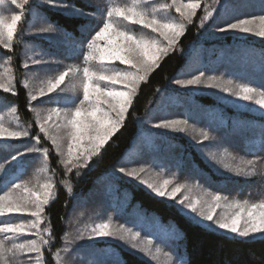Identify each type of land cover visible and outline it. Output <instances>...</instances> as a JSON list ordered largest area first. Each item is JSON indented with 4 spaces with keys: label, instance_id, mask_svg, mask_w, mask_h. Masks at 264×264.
<instances>
[{
    "label": "trees",
    "instance_id": "1",
    "mask_svg": "<svg viewBox=\"0 0 264 264\" xmlns=\"http://www.w3.org/2000/svg\"><path fill=\"white\" fill-rule=\"evenodd\" d=\"M102 2L103 0H68L69 4L75 5L86 14L81 17L73 15L71 9L63 12L60 9H52L47 4L48 0H42L38 9H31L34 17H40L42 28L59 26L57 32L52 34L60 36L61 43L66 44L65 47L40 38L41 35L26 37L27 34L34 35L33 32L27 31L28 24H20L17 30V34L19 31H25L20 37L19 45L15 39L11 50L0 47L1 63L9 64L13 75V88L17 93L10 95L0 90V105L1 103L14 105L21 121L32 129L33 137L38 135L41 142H45L44 146L49 149L50 168L59 185L58 198L44 213L53 232L49 239L54 241L44 250V264H55L52 254L62 245L61 238L65 236V225L75 219L70 221L67 219L75 216L72 209L75 203L84 205V211L87 213L102 211L104 215H112L123 227L141 226L146 237L158 235L159 240L156 243L162 246L165 256L173 258L174 264H264V239L242 240L206 229L177 212L173 206L153 197L141 187L127 182L124 176L116 172L121 167L126 168L130 165L138 168L148 167L161 175H171L179 183L192 181L201 184L211 183L214 191L224 193L229 196L228 198L240 202L264 200V148H262L264 116L234 110L206 95H196L190 100L189 107L188 104L184 106L185 94L178 90L175 83L177 79H185L187 75L204 71L205 75L215 73L221 76L231 75L236 82L247 83L249 86L264 90V41L252 39L238 44L231 41L229 36L210 33L227 24L235 17L234 14H239L243 19L263 15L264 0H224L228 14L217 11L203 31L198 29V25L205 13L203 8L199 10L193 18V23L186 25V34L180 39L175 50L162 61L147 82H142L126 123L110 139L102 150V155L94 158L91 168L82 170L81 176H76L74 172L69 178L50 144L44 141L36 130L33 114L29 110L27 92L21 84L22 51L29 44H33L35 48H31V53L34 49L50 60L70 59L73 51H78L79 46H85L84 42L90 38L94 30H97L98 24L92 19L98 16L100 7L104 12L108 8ZM108 4L111 5V2ZM81 25L84 27H80ZM201 34L204 36L201 37ZM194 44L195 51L201 54L198 60L190 62L189 58L192 56L189 52ZM201 64L204 66L200 68ZM161 93L175 99L176 106H167L166 109L172 110L175 119H187L188 126L199 129L198 138L191 133L173 137L162 136L155 140L156 146L148 147L143 144V139L142 141L137 137L141 131L140 127L144 126L143 122L146 121L147 125L156 123L150 121V116L147 115L160 105ZM161 105L164 106L162 103ZM186 107L190 109L188 114L184 110ZM1 109L0 107V111ZM185 115L188 117L185 118ZM204 131L212 138L210 143L201 142V133ZM136 141L141 148L131 153L133 157L129 159L130 161L124 162V155L133 150L131 148ZM208 146L219 149L231 157H237L238 164L254 160L255 164L247 169L252 175L229 177L213 171L206 164L210 154L203 151V148ZM10 148L11 146L0 145V162L13 155ZM197 171H201L205 176L197 175ZM23 172L25 177L27 171ZM220 173L225 174L226 170H221ZM110 174H113V177ZM8 178L6 174L2 176L0 188H3ZM229 178L234 182H229ZM64 180H69L73 186L72 197L62 185ZM115 186V192L111 193ZM111 204L115 206V210ZM144 215L148 217L150 223L144 222ZM162 231L166 233L161 234ZM168 234L171 235L168 240H161L162 236ZM106 246L116 250L114 254L117 258L114 259L122 258L123 264H149L113 244H98L93 252L102 253ZM90 250V247H86L82 252ZM105 261L114 264V260L109 257Z\"/></svg>",
    "mask_w": 264,
    "mask_h": 264
},
{
    "label": "snow or ice",
    "instance_id": "2",
    "mask_svg": "<svg viewBox=\"0 0 264 264\" xmlns=\"http://www.w3.org/2000/svg\"><path fill=\"white\" fill-rule=\"evenodd\" d=\"M42 0H11V4L16 9L21 10L19 14H13L10 17L0 14V45L4 49L11 50L13 48V39L17 34L18 23L22 21V17L28 16L32 8H39ZM217 5V11L222 5ZM51 7L58 8L62 12L71 9V13L76 17L86 15L76 8L75 5L69 4L68 0H48ZM29 7V13L23 10ZM176 8V12L180 15V22H171L169 17H157L156 10L151 13L145 11L142 7V0H134L131 5L124 7H110L106 11L107 18L102 21V26L98 30H94L90 38L84 42L87 51L82 52L85 67H83L82 79L79 84H73L75 90L77 86L82 88V98L66 97L64 98L65 107L68 111L59 108L55 109V115L61 121L57 125L58 135L51 137L52 145L56 151L65 156L63 166L66 174L70 178L75 170L76 176H81V169H89L92 166L94 158L102 155V150L108 144L110 139L116 134L126 123L130 109L133 107L135 98L139 95V88L142 82H147L161 65L162 61L175 50L180 39L186 34V25L193 23V17L196 15L199 7L198 0L179 4H164L163 9ZM215 12L205 10V15L201 18L198 29L203 31L206 28L205 22H211L215 16ZM259 21V29L253 27L255 21ZM122 22H128L130 25H140L142 29H149L156 36L137 35L134 30L126 28ZM80 27H84L81 25ZM59 26H48L40 28L36 35L51 34L57 32ZM218 32L238 31L242 34H254L264 38V15L253 17L251 19H238L236 22L225 24L217 29ZM162 38V39H160ZM84 45L81 46L83 49ZM119 62L118 65L114 62ZM33 63H39L33 61ZM125 66V67H120ZM25 67H27L25 65ZM72 76L77 79L79 70L69 68L67 71H61L53 80L47 82V88L41 87L39 97L51 96L56 94L59 103V93L65 78ZM213 77L205 78V72L200 71L198 74L188 79H177L175 83L182 87H199L205 86L209 88L219 89L221 92L231 95L239 101L253 104L258 110L264 111V90L249 86L247 83L236 84L228 80L225 83L213 82ZM27 86V85H25ZM0 89L5 93L12 91L17 94L13 88V81L3 79L0 74ZM36 95L29 96V104L37 102ZM15 110V109H13ZM51 119V117H49ZM39 124V121H37ZM47 122H45L46 124ZM45 124H39V132L48 135ZM188 124L187 119H165L153 124L155 129H163L167 131L183 133ZM61 129L67 131V148L63 151V142L59 136ZM202 143L210 141L207 131L201 133ZM30 137L29 130L15 131L6 127L3 120H0V143H12L19 141L21 138ZM39 139V136L36 137ZM264 148V145H262ZM36 148L30 147L26 152H17L15 155L5 158L3 163L4 169H7L16 161H22L25 155L35 153ZM45 157L49 156V149L44 148ZM212 160H217L215 153H210ZM255 164L254 160L242 161L240 164L230 165L224 164V168L236 176H251L252 173L247 169ZM144 168L126 171L121 167L120 172L126 176L136 179L146 189L150 190L156 197L173 200L181 206V212L194 223L203 225L206 229H214L222 231L226 236L231 235L242 240H254L256 236L264 239V201L260 203L249 204L247 200L240 202L238 200L228 201L227 196L223 194H212L211 191L205 192L204 196L208 199L200 198L199 200H191L187 196L177 197V193L185 188L183 184H177L169 188L171 181L163 180L162 183L150 182L141 179ZM16 173L9 174L8 180L3 187L8 184L11 188L0 195V217L6 214H27L34 217L27 223H4L0 222V233L22 235L30 233L36 239H29L26 243H13L11 247H7L5 241L0 239V264H7L9 256H16L17 253L37 254L38 264L40 261L39 254L44 251L45 246H51L50 239L53 232L50 227H42L43 216L47 208L59 196L58 187L49 178L39 185L38 190H30L25 185L15 183ZM2 179V176H0ZM63 186L66 188L67 194L72 197L74 189L69 180H64ZM13 189L21 190L22 194L13 195ZM2 190V188H0ZM227 206L234 211L228 217L219 218L214 216L215 210ZM257 209L260 211L257 212ZM49 223L51 217L49 216ZM124 228H110L107 222L96 223L90 230L85 229L87 236L82 232L76 239L83 242L85 239L93 241L104 238H118L125 240V235H118L123 232ZM131 232V230H128ZM140 232H131V240L135 241ZM64 247L58 249L53 254L55 264H63L61 253L70 256L80 244L77 243L73 247L68 246L67 237L62 236ZM132 249H137L136 243L131 244ZM146 252L147 249H140ZM121 260L115 261V264H121Z\"/></svg>",
    "mask_w": 264,
    "mask_h": 264
},
{
    "label": "rangeland",
    "instance_id": "3",
    "mask_svg": "<svg viewBox=\"0 0 264 264\" xmlns=\"http://www.w3.org/2000/svg\"><path fill=\"white\" fill-rule=\"evenodd\" d=\"M108 2H111V5L108 4ZM134 2V0H103V4H105L106 6H108V8L110 7H124V6H128L131 5ZM191 2V0H175V3L177 5L179 4H184V3H188ZM48 4V3H47ZM164 4H173V0H142V7H144L145 11L147 12H152L153 10H156V14L157 17L160 18L162 16H166L169 17V19L171 20V22H180L181 18L179 13L176 12V8L172 7L170 9H163L162 10V6ZM198 4L199 7L197 8V12L199 10H201L203 8V11L205 13V10L210 11V12H217V5L221 4V0H198ZM49 7H51L49 5ZM52 9H57L58 8H54L51 7ZM107 8V9H108ZM225 5H224V0L222 5L219 7L218 13L221 14H228L226 11L227 9H225ZM106 9V11H107ZM21 10L16 9L14 5L11 4V0H0V14L5 15L10 17L13 14H19ZM25 13H29V7L26 6L25 9L23 10ZM28 11V12H27ZM196 12V13H197ZM232 11H230L231 13ZM234 14V13H233ZM235 17L230 19L228 21V23L231 22H236L238 19H243L239 14H234ZM264 15V14H263ZM106 12H104V10L100 7V13L98 14V16L96 18H93L92 20H94L97 24L98 27L102 26V21L104 19H106ZM194 18V17H193ZM224 18H227V16H224ZM253 17H249V18H244V19H251ZM126 28H131L134 30V34L137 35H149V36H156L157 34L155 33H151V31L149 29H142V26L140 25H130L128 24V22H122ZM206 25L208 24V22H205ZM20 24H28V28L27 31L29 32H33L34 35H30L27 34L26 37L29 38H33L34 36H36L35 33H37L39 31L40 28H42L43 25H41V21H40V17H34L32 15V13L30 12V14L28 15V18L22 17V21L18 23L17 26V30L20 27ZM253 27L256 29H259L260 25H259V21H255V23L253 24ZM98 30V28H97ZM212 34L215 35H221V36H229V38H231V41H233L234 43H241V42H246V41H251L256 40V41H264V38L256 36L254 34H242L239 33L238 31H227L224 33H220L217 31V29L214 32H210ZM25 31H19L18 34H16L14 36L13 39V43L14 40L17 39V43L20 40L21 35H24ZM204 35L201 34V37H203ZM207 36V35H205ZM40 38H43L45 40H48L50 42H57L59 45H61L62 47H65L66 44L65 43H61V38L60 36H58L57 34H43L41 36H39ZM162 39V38H160ZM200 42V41H199ZM198 43V42H197ZM19 45V43H18ZM0 47L3 48L2 45H0ZM195 47L196 44H194L191 47V50L189 52V54H191L192 57L189 58V60H191L190 62H194L195 60H198L199 56L201 53H198V51H195ZM31 48H35L33 44H29L27 47H25V50H23L22 52V82L21 84L24 86L26 92H27V98H28V103H29V96L31 95H36L38 97V101L37 102H32L31 105L29 104V110L31 111V113L33 114V118H34V122L36 125V130L38 132V134L43 138L44 141H46L48 144H50L54 155L58 158V161L61 163V167L62 169H64L63 166V161L65 159V156L61 155L60 152L56 151L55 146L52 145L51 142V137L52 136H56L58 135L57 133V125L61 123V121L59 120V118L55 115V109L59 108L61 110V112L63 111H68L69 109L65 107V103H64V98L66 97H72V98H77L76 99V103H78V100L80 98H82V88H80L79 86H77V88L74 90L73 89V84H79V80L82 79V74H83V67H85V63L83 61V56H82V52L83 51H87L86 49V45L83 47V49H81V47L79 46V50L78 51H73V54L71 56L70 59L65 60V61H58V60H50L47 59L45 57V55H41L39 52H37V50L32 51L31 53ZM4 49V48H3ZM4 50H8V49H4ZM33 61H38L39 63H33ZM118 61L114 62V64L118 65ZM25 65L27 67H25ZM54 65V66H53ZM204 65L201 64L200 68L203 67ZM120 67H125V66H120ZM69 68H75L79 70V76L77 79H73L72 76H68L65 78V81L62 83L60 89H58V93H59V103H57V95L56 94H52L51 96H45L44 98H40L39 97V90L41 87L47 88V82L49 80H53L55 79V77L57 75H59V73L61 71H67ZM0 74H3V79L5 81H7L8 79H11L13 81V75L11 72V68L9 66L8 63H1L0 60ZM196 75V74H191V75H187L185 77V79L191 78V76ZM207 77H213L214 81L213 82H218V83H225L228 80H232L233 81V87L236 84H242L239 82L234 81L232 78V76H228V75H216L212 74V75H205V78ZM184 79V78H183ZM27 85V86H25ZM178 90H180L183 94H185V99L186 102H184V106L186 104L191 103L190 100L193 99L194 96L196 95H206L211 97L212 99H214L215 101H217L218 103L225 105L226 107L232 108L234 110H238V111H243L246 113H250V114H254V115H262L264 116V111L258 110L257 106H253V104L250 103H246V102H242L237 100L236 98L232 97L231 95L225 94L223 92H221L219 89L216 88H209V87H205V86H199V87H182L180 85L177 86ZM2 92L3 89H0ZM5 93V92H4ZM7 94L10 95H14L12 93V91L7 92ZM161 103L164 104V106L160 105L157 106L156 108H154L153 110H151L149 112V120L150 121H154V122H159L161 120H165V119H175V116H173L174 113H172V110L166 109L167 106H171L174 107L176 105H174V98L170 95H162L159 94ZM177 104V103H175ZM0 107L2 108L0 111V120H3V122L5 123L6 127L10 128L11 130H15V131H22V130H29L30 131V137L28 138H21L19 141H13L12 143H0L1 146H11L10 150L12 151V154L14 155V152H26L28 148L33 147L36 148L37 151L35 153L29 154V155H25L22 158V161H16L13 164H11L7 169H4L3 165H0V176L3 175H8L12 174V173H16V178L14 180L15 183H20L25 185L28 189L30 190H38L39 189V185L44 183L45 180L51 178L52 182L56 185L57 182L55 180L54 174L52 173V170L50 168V164H49V157H45V154L43 152L44 148H47L45 145V142H41L40 139H36L35 136L33 137L32 134V129L27 127L25 125V123H23L16 111V108L14 105L12 104H3L1 103ZM186 107L184 108V110L186 111V113L188 114L190 109ZM15 109V110H13ZM160 112H163L161 115ZM159 115V117H158ZM49 117H51V119H49ZM146 117V118H147ZM188 117L187 115H185V118ZM158 118V119H157ZM37 121H39V124H45V122H47L45 124L46 127V131L48 132V135L45 136L44 133H40L39 132V124L37 123ZM145 121V120H144ZM154 124V123H153ZM153 124L147 125L146 121L143 122L140 129V133L137 136L138 138H140L143 141L144 145H147L148 147H154L156 146V139L157 137H162V136H166V137H173V136H181V135H187L189 133L193 134L196 138L199 137V132H197L199 129L195 128V127H190L188 125H186V130L183 133L180 132H173V131H167V130H163V129H155L153 127ZM59 136L62 139L63 142V151L66 152V148H67V131L61 129V131L59 132ZM189 136V135H188ZM191 137V135H190ZM193 137V136H192ZM207 142H211V141H207ZM133 147L131 149H133L130 153H126L124 155V162L130 161L129 159H131L133 157V153L134 150H139L141 147H139V142L136 141L133 143L132 145ZM173 148V147H172ZM207 148V149H206ZM203 151L206 153H215L217 156V160H212L211 156L209 158V160H206V164L212 168L213 171L218 172L221 175H226L229 177H237L236 174L230 173L227 169L224 168V164H230V165H235L239 163V159L237 157H231L228 154H224L222 151H220L219 149H213V147L208 146L203 148ZM10 157V156H8ZM7 158V157H6ZM127 159V160H126ZM141 168V167H140ZM145 169L144 173L141 174V179H146L149 180L150 182H154V183H162L163 180L168 179L170 180L172 183L171 185H169V188L172 186H175L177 184H183L185 185V188L181 189L180 193H177V197H182V196H187L189 199L191 200H199L200 198H205L208 199V197H205L204 194L205 192H209L211 191L212 194H223L225 196H227V199L229 202L235 200V199H230L228 198L229 196L221 193L219 191H214V187H212L211 183L207 182H203L204 184H201L199 182H186V183H179L176 182L175 179L171 176V175H161L159 174L156 170H154L153 168H148V167H142ZM192 168V167H191ZM27 171L26 176L24 177V170ZM126 171H131L133 169H139L136 166L130 165L129 167L125 168ZM23 170V171H22ZM84 169H81V171ZM86 170V169H85ZM221 170H226L225 174L220 173ZM65 172V169H64ZM75 172V170L73 171V173ZM118 174H121L122 176L125 177L127 182L132 183L135 186L141 187L142 189H144L147 193H149L150 195H152L153 197L164 201L165 203L173 206V208L179 212L180 214H182L183 216L187 217L185 213L181 212V206L179 204H177L175 201L173 200H168L165 198H160V197H156L153 193H151L150 190L146 189V187L142 184H140V182L136 179L130 178L128 176H126L124 173L120 172V169L118 171H116ZM197 175H204V173H202L201 171H197L196 172ZM110 176L113 177V174H110ZM190 179V178H188ZM110 180V177L109 179ZM107 180V181H108ZM229 182H234L232 178H229L228 180ZM185 182V181H183ZM63 185V183H62ZM11 188V185L8 184L7 187H3L2 190H0V195H3L5 191H8ZM216 188V187H215ZM116 186L114 187V189H111L112 191H110L111 193L115 192ZM109 190V188L107 189V191ZM13 195H20L22 194V189L21 190H15L13 189ZM264 201V200H262ZM116 200L113 201V203H115ZM249 204L252 203H260L259 202H250L248 201ZM112 203V204H113ZM111 204V205H112ZM73 209V213L75 216H70L68 217V221L71 220L67 226L65 225V236L67 237V242H68V246L69 247H73L75 244L79 243L80 247H77L75 251H73L71 253L70 256H65V254L62 252L61 256H62V260H63V264H102L103 262L108 263V261H105L106 258H111L114 260V264L115 261L117 259H114V257H116L117 255L114 254L116 253V250L111 248L110 246H106L104 247V251L102 253H96L93 252L94 250H96L98 244H113L118 246L120 249H122L124 252H127L128 254H130L131 256H135L138 259L145 261L149 264H174L173 263V258H170L169 256H165L164 253L162 252L163 248L161 245L157 244L156 242L159 240L158 235L152 236L151 238L146 237L145 235H143L144 231L143 228L141 226H139L138 228H132V227H123L124 231L123 232H119L118 235H125V240L121 241L118 238H104V239H97V240H93V241H88L87 239H85L83 242L78 241L76 238L82 233L84 232L85 236H87V232H85V229L90 230L92 227L95 226L96 223H104L107 222L110 224V228L113 229H120L121 228V224L118 221H115L112 215H104L102 214V211H98V212H85L84 211V205L79 204V203H75L72 206ZM112 209L115 210V206L112 205ZM81 211H84L83 213ZM234 210L224 206L221 208H218L215 210L214 216L216 218H219L221 215L223 217H228L232 214ZM260 210L257 209V212H259ZM142 215V214H139ZM43 216V221H42V227H49L47 219L45 218L44 213H42ZM119 218H121V216L117 215ZM188 218V217H187ZM34 217H31L27 214H6L4 217H0V222H4V223H27L29 220H34ZM144 222L146 223H150V220L148 219L147 216L144 215L143 217ZM74 223V224H73ZM76 225V226H75ZM203 227V225H201ZM205 228V227H204ZM128 230H131V232H140L141 235L137 237V239L135 241L131 240V232H129ZM212 231H215L214 229H209ZM218 233L224 234V232L222 231H216ZM165 231H162L161 234H165ZM171 237L170 234L166 235V236H162L161 240H168ZM228 237H232V238H236L233 237L231 235H228ZM49 239V237H46ZM260 236H256L255 239H260ZM0 239L5 241V244L7 247H11L13 243H26L27 240L29 239H36V237L30 233H25L22 235H14V234H4V233H0ZM132 243H136L138 245L137 249H132L131 248V244ZM168 244V241L166 242V245ZM64 247V243H62V245L60 246L59 249ZM86 247H90V252L85 251L84 253L82 252L83 248ZM48 246H45L44 250L47 249ZM147 249L146 252H141L140 249ZM80 252V254L78 253ZM54 254V253H53ZM53 254H52V258H53ZM40 256V261L39 264H44L45 262V254L44 251H42V253L39 254ZM117 258V257H116ZM54 260V259H53ZM55 262V260H54ZM7 264H38V259H37V254L36 253H32V254H27V253H17L16 256H9L7 258ZM112 264V263H111ZM121 264H123L121 262Z\"/></svg>",
    "mask_w": 264,
    "mask_h": 264
}]
</instances>
